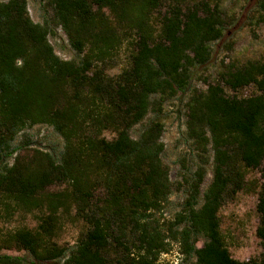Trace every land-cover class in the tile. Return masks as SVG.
<instances>
[{
    "label": "trees",
    "instance_id": "16d2710c",
    "mask_svg": "<svg viewBox=\"0 0 264 264\" xmlns=\"http://www.w3.org/2000/svg\"><path fill=\"white\" fill-rule=\"evenodd\" d=\"M50 19L34 22L26 0H0V209L35 213L37 224L0 238L36 261L0 253V264H156L170 242L187 264H264V60L226 65L214 83L188 95L186 137L213 150L212 179L201 159L185 178L187 197L165 222L154 217L174 183L161 154L163 124L151 120L138 138L131 129L163 101L187 89L193 67L206 63L210 43L226 25L218 3L197 0H45ZM166 6L157 20L155 12ZM264 12V0L259 4ZM60 26L77 59H62L49 41ZM127 64L116 73L120 50ZM254 85L257 94L228 95ZM156 97L159 100H156ZM36 124L63 141L60 152L33 149L4 157L16 136ZM113 133L107 138L105 132ZM260 168L256 235L259 258H233L220 230L219 209ZM63 187L49 191V187ZM99 191V192H98ZM84 229L71 247L54 237L61 221ZM203 239L197 247V241Z\"/></svg>",
    "mask_w": 264,
    "mask_h": 264
},
{
    "label": "rangeland",
    "instance_id": "374dc122",
    "mask_svg": "<svg viewBox=\"0 0 264 264\" xmlns=\"http://www.w3.org/2000/svg\"><path fill=\"white\" fill-rule=\"evenodd\" d=\"M202 1L219 4L226 22L222 37L210 43L209 60L193 67L187 89L165 99L160 111H150L140 123L131 129V136L138 138L143 128L151 120H160L163 124L161 140L164 144V150L161 157L168 166L174 189L163 208L154 213V217L160 219L161 223L172 220L175 213L183 207L187 197L185 178L192 174L198 164H201V159L206 160L204 165L206 174L200 188L201 194L198 197V204L202 203L203 193L212 179L214 154L210 145L207 147L208 150L202 153L186 137V103L190 90L193 88L205 89L207 83H214L226 65L232 63L240 66L247 61L264 60V12L259 6L260 0ZM26 7L34 22L43 23L50 19V11L45 0H26ZM165 9L166 6H163L159 12H155L153 20H157ZM53 31L54 33L49 35V41L56 54L62 59H77L78 56L70 47L60 26H54ZM127 54L126 49L120 50L115 60L116 66L110 71L111 73H116L126 66ZM226 93L228 95L235 94L238 97H248L258 92L254 85H248L235 92L226 89ZM156 100L159 98L156 97ZM104 135L107 138L113 137V133L108 131ZM62 145V139L50 126L36 124L26 127L16 136L11 147H18V150L12 155L5 156L4 162L11 164L16 154L31 157L33 149L49 151L56 156ZM261 182L263 180L260 176V168L248 169L244 188L236 192L233 197H227L218 212L220 230L226 246L232 257L238 260L259 258L263 253L260 239L256 235V228L259 223V215L256 210L257 193ZM62 188L55 185L49 187L48 190L57 191ZM36 216L35 213H28L24 210H16L12 214H7L0 209V238L23 227H35L37 224ZM84 227L80 220L67 218L61 221L54 240L59 245L71 248ZM202 241L203 239L197 241V247L202 245ZM0 253L23 257L25 261H35L27 252L16 250L14 247L2 248ZM43 264H62V260L46 261ZM156 264H187V261L179 250V244L171 241L169 250L159 254Z\"/></svg>",
    "mask_w": 264,
    "mask_h": 264
}]
</instances>
